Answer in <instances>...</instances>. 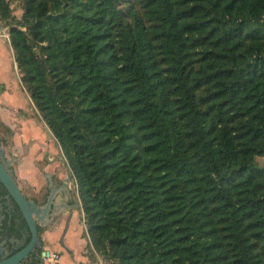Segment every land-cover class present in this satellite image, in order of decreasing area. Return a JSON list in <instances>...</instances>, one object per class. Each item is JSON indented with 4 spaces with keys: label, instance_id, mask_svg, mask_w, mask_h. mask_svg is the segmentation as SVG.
Wrapping results in <instances>:
<instances>
[{
    "label": "trees",
    "instance_id": "trees-1",
    "mask_svg": "<svg viewBox=\"0 0 264 264\" xmlns=\"http://www.w3.org/2000/svg\"><path fill=\"white\" fill-rule=\"evenodd\" d=\"M0 24L110 264H264V0H23Z\"/></svg>",
    "mask_w": 264,
    "mask_h": 264
},
{
    "label": "crops",
    "instance_id": "crops-1",
    "mask_svg": "<svg viewBox=\"0 0 264 264\" xmlns=\"http://www.w3.org/2000/svg\"><path fill=\"white\" fill-rule=\"evenodd\" d=\"M2 28L0 26V140L5 150L13 149L12 157L19 162L16 173L20 182L40 187L41 176L35 170V164L42 150L50 151V147H54L49 143L53 134L22 84L10 35L7 32L3 33ZM53 139H55L54 136ZM79 207L77 204L75 209H69L64 213L67 216H63V225L58 229L59 231L57 230L58 232L50 233L49 228L60 225L61 218L53 224L48 222L42 226L44 229L43 238L47 239L49 243L44 251L51 254L59 253V260L48 259L40 264H90V258L85 254V250L90 244L88 238L87 248L80 249L76 233L73 232L75 224L79 220L85 230L84 217L80 216L82 219L78 217V213H81ZM70 214L72 220L69 227L66 228ZM60 232L59 238L55 236Z\"/></svg>",
    "mask_w": 264,
    "mask_h": 264
},
{
    "label": "flooded vegetation",
    "instance_id": "flooded-vegetation-1",
    "mask_svg": "<svg viewBox=\"0 0 264 264\" xmlns=\"http://www.w3.org/2000/svg\"><path fill=\"white\" fill-rule=\"evenodd\" d=\"M0 146L5 150L2 141ZM4 156L6 159H13L12 155L8 156L6 154V150ZM18 165L19 162L13 159V165L10 168L14 169V176L24 197L41 207L43 213L47 211L48 207L50 209V211L48 210L49 219L43 220V224L48 222L53 224L63 216H67V214H64L66 211L76 208L77 204L71 183L72 177H69L70 175L66 172H60L62 162L57 156L52 155L51 151L42 150L35 164V170L41 176L42 184L40 187L20 182L15 168ZM0 224L2 226L0 233L5 236L8 243L13 242L17 245V250L10 255H14L30 244L32 232L28 222L20 207L9 196L7 189L2 183H0ZM42 226V223H37L38 242L34 251L41 245V241L44 240V229Z\"/></svg>",
    "mask_w": 264,
    "mask_h": 264
},
{
    "label": "water",
    "instance_id": "water-1",
    "mask_svg": "<svg viewBox=\"0 0 264 264\" xmlns=\"http://www.w3.org/2000/svg\"><path fill=\"white\" fill-rule=\"evenodd\" d=\"M4 155L5 150L2 146H0V183L5 186L9 196H11L16 201L17 205L23 212L24 217L27 220L32 232V240L28 246L18 251L14 255H10L12 252L17 250V245L13 242L9 244L5 236L0 233V264H21L23 261L28 259L34 251L38 242L37 223H42L43 226L46 225V223L43 224V220L49 219L48 210L50 211V209L48 207L47 211L43 213V211H41V207H39L35 202L28 201L24 197L23 193L20 190L16 177L14 176V169L10 168V166L13 165V159H6ZM71 220L72 215L70 214L67 219L66 228L69 227ZM1 228L2 226L0 224V231ZM46 253L49 257L50 252L47 251Z\"/></svg>",
    "mask_w": 264,
    "mask_h": 264
},
{
    "label": "rangeland",
    "instance_id": "rangeland-1",
    "mask_svg": "<svg viewBox=\"0 0 264 264\" xmlns=\"http://www.w3.org/2000/svg\"><path fill=\"white\" fill-rule=\"evenodd\" d=\"M11 2V8H12V12H13V19H12V22L13 23H17L19 22L20 20H22V16H23V0H10ZM2 28V32L5 33L7 32L9 34L10 32V27H8L6 25V22H3L2 24H0ZM21 75V73H20ZM21 78H22V75H21ZM37 109V108H36ZM39 112V111H38ZM41 115V113H40ZM50 144L54 145L50 147V151L52 152V155H55L57 156L60 161L62 162V167L60 169V172L61 173H68L70 174V176L72 177V189H73V192H74V196H75V200H76V204H78L81 209V203H80V199H79V194H78V190H77V185H76V181L73 177V174L71 172V169L68 165V162L63 154V151L59 145V143L57 142V140L53 139V136L51 137V142L49 141ZM12 152H13V149L9 148L8 150H6V154L8 156L12 155ZM258 163L260 165H264V156L263 157H259L258 158ZM39 166V165H38ZM17 168V167H15ZM77 216V214H76ZM80 216H83V211L81 209V213H78V217ZM80 219H82V217H80ZM63 217L61 218V222H60V225H55V226H52L51 228H49V232L50 233H53V232H56L58 229L61 228V226L63 225ZM86 230V229H85ZM84 228H83V224H81V221L79 220L78 223L75 224V228L73 230L74 233H76V240H77V244H78V247L81 248H84L86 249L87 248V238L89 240V237L87 236V233L85 232ZM59 231V230H58ZM57 231V232H58ZM43 234H44V231H43ZM55 234V233H54ZM61 232L60 233H56L55 236H57L59 238ZM46 235V233H45ZM89 243H90V240H89ZM88 243V244H89ZM43 250L45 247L49 246V243L47 241V239L45 240H42L41 241V245H40ZM59 255V253H57ZM85 254L90 258V264H110L104 257H102L101 255L97 254L94 250H93V247L92 245L89 244V247L85 250ZM62 255H65V253H62ZM61 263V262H60Z\"/></svg>",
    "mask_w": 264,
    "mask_h": 264
},
{
    "label": "built area",
    "instance_id": "built-area-1",
    "mask_svg": "<svg viewBox=\"0 0 264 264\" xmlns=\"http://www.w3.org/2000/svg\"><path fill=\"white\" fill-rule=\"evenodd\" d=\"M52 259L55 261L59 260L58 254H51L48 257L46 251L43 250L41 246H39L32 254L31 256L23 261L21 264H40L41 262Z\"/></svg>",
    "mask_w": 264,
    "mask_h": 264
}]
</instances>
